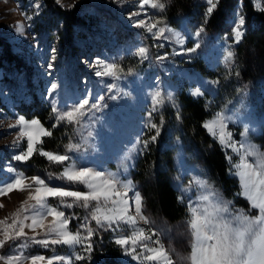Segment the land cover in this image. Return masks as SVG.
Instances as JSON below:
<instances>
[{
  "label": "rangeland",
  "instance_id": "1",
  "mask_svg": "<svg viewBox=\"0 0 264 264\" xmlns=\"http://www.w3.org/2000/svg\"><path fill=\"white\" fill-rule=\"evenodd\" d=\"M55 2L61 7L57 0ZM202 2L207 13L210 5L206 0ZM61 3L65 5L61 7L63 9L79 7V15L87 16L89 20V33L75 45L78 51L75 59L68 60L60 56L57 51L53 52L50 36L47 38L42 32L37 34L34 31V27L41 21L40 14L43 7L40 0H0V33L8 40L12 51L19 54L30 69L29 80H27V74L23 72L12 71L4 73V76L0 74V120L4 121L3 126H0V187L10 183L20 173L25 175L24 164L26 162L17 161L14 156L27 148V138H20L17 146H12L17 129H8L7 125L15 123L16 118L20 117L17 109L21 102L30 101L29 90H32L37 98L50 107L52 119H54L53 104L60 110H67L82 98L87 97L90 101H95L97 97H103L99 103L104 107L88 111L81 123L72 124L73 135L69 143L78 144L79 148L68 152L65 147L62 154L71 155L78 166L116 174L121 181H131L130 172L133 161L142 147L139 143L140 139L148 138L149 131L154 130L148 127L149 122L157 124L160 129L163 127L164 118L161 114L168 113L169 109H165L166 106L173 110L176 109L173 100L177 91L184 89L192 97H201L202 95L193 96L191 94L199 89L210 97L211 103L215 100L213 96L217 93L218 83L208 78L206 73H211L217 65L222 67L228 64L229 61L225 60V56L229 50L232 51L235 44L230 40H225V35H231L233 22L241 15L239 11H234L228 32L221 39H217L214 45L210 44L209 39L216 37L204 32L199 38L200 47L196 52L182 53L181 46L175 43L172 33L166 31L163 37L156 39L145 28L133 26L136 19H144L148 22L155 20L150 15V6L145 5L140 8L139 0H61ZM257 3H259L258 0H253V5L259 9L260 7L256 6ZM36 4L40 7L36 8ZM71 4L75 6L67 7ZM135 12H139L140 15L129 20V14ZM18 24H23L22 32L17 31ZM159 27L171 28L166 24L159 25ZM198 27L190 23L188 19L182 18L178 28L171 29L181 33L185 37L183 47L190 48L195 43L192 34ZM142 36L146 38L145 41L142 40ZM148 41L150 46L147 47L145 43ZM140 47L148 49L147 59L137 55ZM165 54H167V59L163 61L156 59L157 56ZM125 55L137 59V68L132 69V72H128L129 68L125 63L118 64L120 58ZM50 62L54 65L52 69L48 68ZM99 63L118 64L124 72L119 73V79L112 76H97L96 72L101 70L98 67ZM226 75L227 73H224V76ZM52 83L58 85L55 92L50 90ZM109 84H115L116 88L109 89ZM157 90L161 91L163 102L153 110L152 95ZM168 93H171V100L167 97ZM112 96L116 99H111ZM262 102H264V83L255 86L243 84L241 90H238L231 98L224 100L213 116L205 122L211 121L217 113L222 112L225 117L226 131L232 134V143L237 147L243 143L244 149L241 151H251L257 146L262 150L257 143V137L263 124ZM167 120L169 122L171 119L167 117ZM54 124L58 126L68 123L66 121L57 122L54 119ZM203 129L208 137L214 139L222 150L232 157L233 162L238 161L239 157L232 148L221 145L217 138L213 137L204 127ZM167 132H169L168 128ZM37 154L39 155L38 151ZM43 158L52 165L54 171L58 172L56 175L62 171L63 165L51 163L45 157ZM171 163L176 169L173 183L177 186L180 196L185 198L188 208L187 220L169 223L158 217L147 224L138 220L135 227L143 228L146 234L152 236V239L143 241V243L155 247L159 245L154 244V241L159 240L160 244L169 251L173 264H178V257L188 256L191 252L190 230L186 223L191 218L190 209L194 208L202 215L205 209L215 211L220 201L225 200L221 197L217 187L208 181L201 168L195 163L186 161L179 142H175ZM9 168L14 171H9ZM233 176L237 179L241 191L239 176ZM50 183L55 186H69L66 181L57 179L51 180ZM69 187L72 190L89 191L86 185L74 184ZM133 188L136 191L134 185ZM214 192L218 194L219 200L213 195ZM205 195L209 196L208 201L202 199ZM27 197V190L24 192L13 190L7 194H0V205H3L0 207V221H5L4 224H0V239H3L2 231L11 224L13 214L18 212ZM125 198L131 205L129 214L134 215L133 191H129ZM66 203H73L72 198H66ZM48 204L58 207V210L64 211L66 216L73 220L76 218V210L80 209L83 213L81 214L83 222L88 217V225L97 233L110 230L99 228L95 221L90 219V209L86 210L75 203L73 207H66L60 203L58 198H49ZM29 205H35V202L29 201L28 205H24L27 211L21 213V217L23 215L31 217L38 209V206L30 208ZM220 216H230V213H217V218ZM51 220L52 217L48 216L45 224L47 225ZM24 223L30 224L31 220H26ZM127 228L130 233L131 226ZM76 229L83 232L81 224H78ZM24 231L28 237L34 235L28 227H25ZM36 231L42 233L39 228ZM114 232L116 233L114 234L115 240L118 238V232L124 234L120 228ZM40 238L42 235L37 236V239ZM56 247L66 248L69 251L77 248L79 254H85L80 245L72 248L66 245L45 248L39 244L26 243L25 238L21 237L6 242L0 248V256L11 257L17 254L25 258L41 256L34 254V249L51 250L52 253L46 258L56 255L70 256L63 254L64 251L61 250L57 253L54 251ZM137 251L140 249L138 248ZM121 252L122 258L119 264H155L151 261L133 260L126 254L123 247H121ZM76 254L72 253L71 256L74 257ZM0 264H4V261H0ZM21 264H30V261L22 260ZM41 264H46V262H41ZM185 264H190V261Z\"/></svg>",
  "mask_w": 264,
  "mask_h": 264
},
{
  "label": "snow or ice",
  "instance_id": "2",
  "mask_svg": "<svg viewBox=\"0 0 264 264\" xmlns=\"http://www.w3.org/2000/svg\"><path fill=\"white\" fill-rule=\"evenodd\" d=\"M206 2L210 5L207 8V17L213 12L217 4L213 0H206ZM57 3L61 7L65 6L61 3V0H57ZM145 5L161 11L165 9V4L161 3L160 0H139L140 8ZM74 6V4L67 5L69 8ZM256 6L260 7L259 3ZM35 7L39 8L40 5L36 4ZM261 11H264V8H261ZM139 15V12L130 13L129 20H133L134 17ZM29 19L31 18L29 17ZM162 22V19L152 22L136 19L133 26L145 28L156 39L163 37L166 31L172 33L175 37V43L181 46L182 53H194L200 47L199 38L205 32L204 24L207 23V18L204 24H201L192 34L195 43L190 48L183 47L185 37L181 33L171 28L159 27ZM244 25L245 18L240 15L238 20L233 22L231 35L226 34L225 40H230L233 44H239L244 34ZM22 30L23 24H18L17 31L22 32ZM147 54V48L140 47L138 49L137 55L140 57L147 59ZM233 57V51L229 50L225 60L230 62ZM52 59L54 60L55 57L53 56ZM156 59L163 61L167 59V54L157 56ZM53 66L51 62L48 64L49 69H52ZM98 67L101 70L96 72L97 76H112L119 79V73L124 72V69L115 63H99ZM132 71V69H128V72ZM236 75H239V73H236ZM57 87L56 83H52L50 90L55 92ZM108 87L114 89L116 85L109 84ZM191 94L193 96L203 95L199 89L194 90ZM167 97L171 100V93H168ZM110 98L116 99L115 96ZM102 100L103 97H97L95 101H90L89 98L85 97L67 110H60L53 104L52 114L57 122L66 121L69 124H79L88 111L104 107L103 104L99 103ZM152 101L153 110H155L156 106L163 102L161 91L154 92ZM149 116H151V113H149ZM224 119L222 112L217 113L211 121L203 123L202 127L217 138L221 145L232 148L238 155L239 159L236 162L232 161L231 156L226 157L230 162L229 173L239 176L241 191L235 195L245 198L249 207L247 210L243 208L234 209L229 207L232 204L231 201H220L219 205L215 207V211L205 209L202 215L196 209H190L191 218L186 223L190 230L191 252L188 256L178 257V264H185L187 261H190V264H264V150H260L257 146L251 151H241L244 149V144L241 143L237 147L236 144L232 143V134L226 131ZM3 124L4 121L0 120V126H3ZM55 126L57 125L54 124L53 127ZM148 127L155 129V135L139 142L143 149H147L149 144L155 142L160 135V127L157 124L149 122ZM7 128L17 129V135L12 141V146H17L20 138H27V148L15 155V160L26 162L38 151L39 155L45 157L49 162L64 167L58 175L49 172L47 181L38 175L26 177L23 173H20L10 183L0 187V194H7L13 190L28 191L27 199L23 201L18 212L13 214L11 224L2 231L3 239H0V248L9 240L24 237L26 243L39 244L45 248L55 245H66L72 248L80 245L83 253H90L92 251L91 238L95 235V232L87 223L88 217L85 218L82 225L83 232L69 230L70 217L66 216L64 211L58 210V207L48 204L49 198H58L60 203L66 207H73V203H75L86 210L90 209V219L95 221L99 228H108L113 231L120 228L124 234L118 232L115 243L123 247L126 254L133 260L151 261L155 264H173L169 251L160 244L159 240L154 241V244L159 245L155 247L143 243V241L152 239V236L146 234L143 228H136L135 226L138 220L143 221L145 224L150 221L143 214V198L138 191L134 190L131 181H121L116 174L78 166L71 155L37 149V143L41 142L40 137L52 135L38 119L27 120L25 117L20 116L16 118L15 123L8 124ZM66 148L68 152H72L74 149H78L79 145L69 143ZM65 162L70 163L66 164ZM9 171L14 170L9 168ZM53 179L66 181L69 186L74 184L86 185L89 191L72 190L69 186H55L50 183ZM129 191H133L134 195V215L129 214L131 205L125 198ZM213 195L219 200L217 193L214 192ZM66 198H72L73 203H66ZM202 199L208 201L209 196L205 195ZM29 201L35 202V205H29L30 208L38 206V209L33 212L31 217L28 215L21 217V213L27 211L24 205H28ZM0 207H3V205H0ZM221 212L230 213V216L217 218V213ZM253 212L256 214L253 215ZM48 216H51L52 220L46 225L45 220ZM29 219L31 223L25 224L24 221ZM4 223L5 221H0V224ZM127 226H131L130 233ZM25 227L30 228L34 235L28 237L24 231ZM37 228L41 229L42 233L37 232ZM41 235L42 238L37 239V236ZM138 248L140 251H137ZM86 258L87 256L83 254H76L74 257L56 255L51 258L44 256L25 258L17 254L11 257L0 256V261H4V264H21L22 260L30 261V264H41V262H46V264H73V260L80 261Z\"/></svg>",
  "mask_w": 264,
  "mask_h": 264
},
{
  "label": "trees",
  "instance_id": "3",
  "mask_svg": "<svg viewBox=\"0 0 264 264\" xmlns=\"http://www.w3.org/2000/svg\"><path fill=\"white\" fill-rule=\"evenodd\" d=\"M258 1L259 9L253 5V0H214L217 6L207 17L202 0H160L165 4L163 11L149 7L153 19H162L160 26L166 24L171 28H178L182 18L200 26L207 18V23L204 24L205 32L216 37L209 39L212 45L228 32L234 11H239L245 18L243 37L239 44L232 47L233 60L222 67L217 65L211 73H206L208 78L218 83L213 103L206 94L192 97L184 89L177 91L173 100L176 109L166 106L165 109H169L168 113L161 114L164 125L160 129V135L155 142L149 144L147 149H143L142 146L133 161L130 179L143 198V214L149 218V221L161 217L169 223H178L188 218L185 198L180 196L177 186L173 183L176 169L173 168L171 160L175 142L180 143L186 161L197 164L208 181L217 187L221 197L225 201L232 202L230 208L247 210L249 207L245 198L235 195L240 192V187L237 179L229 173L230 162L226 158L228 154L214 139L206 135L202 124L213 116L224 100L241 90L243 84L255 86L264 83V11H261V8H264V0ZM40 2L43 7L40 14L41 21L34 27V31L37 34L42 32L47 38L50 36L52 46L60 56L68 60L75 59L78 52L75 46L77 41L89 33L87 16L79 15V7L63 9L55 0H40ZM142 40L145 41L146 38L142 36ZM145 45L150 46V42H146ZM119 63H125L129 69L137 68V59L132 56H123ZM12 71L27 74L29 80L30 69L21 56L12 51L8 40L0 33V74ZM224 73L227 75L224 76ZM28 93L30 101L21 102L17 114L27 120L38 119L42 126L52 133L51 136L40 139L41 142L36 145L37 149L62 154L72 139V124L53 127L54 119L50 107L37 98L32 90ZM261 106L263 124L257 143L264 150V102ZM167 117L171 119L169 122ZM151 135H155V129L149 131L148 137ZM143 139L147 138H141L140 141ZM24 168L28 177L38 175L46 179L49 172L55 175L58 173L37 152L26 161ZM76 213V218L74 220L70 218L69 224V230L73 232L77 230L78 224L84 223L82 211L77 209ZM114 234L116 233L112 229L95 232L91 238L92 251L84 254L87 256L85 260H74L73 264H119L122 252L121 246L115 243ZM60 250L70 256L72 253L79 254L77 248L71 251L62 247L54 248L57 253ZM33 251L34 254L44 257L52 253L51 250L34 249Z\"/></svg>",
  "mask_w": 264,
  "mask_h": 264
}]
</instances>
